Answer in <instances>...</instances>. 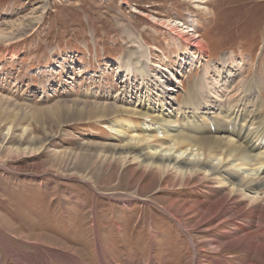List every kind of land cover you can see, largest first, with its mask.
<instances>
[{
    "label": "rangeland",
    "instance_id": "obj_1",
    "mask_svg": "<svg viewBox=\"0 0 264 264\" xmlns=\"http://www.w3.org/2000/svg\"><path fill=\"white\" fill-rule=\"evenodd\" d=\"M176 30L198 35L199 63ZM134 52L156 76L126 77ZM156 77L176 81L179 99L180 82L203 83L213 109L252 103L255 84L264 99V0H0V264H264L224 247L227 227L204 234L175 210L191 182L164 187L103 147L129 139L81 102H156Z\"/></svg>",
    "mask_w": 264,
    "mask_h": 264
},
{
    "label": "bare ground",
    "instance_id": "obj_2",
    "mask_svg": "<svg viewBox=\"0 0 264 264\" xmlns=\"http://www.w3.org/2000/svg\"><path fill=\"white\" fill-rule=\"evenodd\" d=\"M189 30L194 31V28ZM176 31L172 35L173 41L179 44L182 41L184 53L191 56V62L199 63L203 52L191 45L198 35L193 38L187 32ZM197 44L202 50L201 43ZM135 54L124 61L126 77L136 74L144 82L156 76L148 63L146 65L147 55L141 54L142 58ZM224 64L222 61L221 65ZM173 70L167 74L175 80L180 70ZM156 83V102L150 97L138 98V102L124 97H111V101L106 102H97L95 98L81 102L91 108L92 118L105 119L116 135L129 139L125 144L103 147L113 156L117 155L119 161L132 158L144 171L162 178L164 187L169 183L179 188L191 182L196 195L186 194L182 199L171 200V204L178 202L175 210L194 218L193 225L201 228L200 232L204 234L227 227L222 236L224 247L237 248L243 255L249 253L264 259V99L260 91L263 86L255 84L246 89V93L251 92L253 102L241 103V109L234 112L226 103L213 109L212 105H217L219 99L211 98V91L208 92L203 83L204 90L196 87L183 90L180 82V90L184 93L181 99L177 95L176 81L167 84L156 77ZM59 107L64 110L61 105ZM141 120L146 127L141 126ZM169 212L176 214L171 209ZM176 220L181 224L179 219ZM214 240L209 237L207 242L212 244ZM213 245L217 246V243ZM71 255H61L65 264H72L77 259ZM18 257L21 262L26 261L20 255ZM100 259L106 261L103 252ZM236 264H247V261L240 258Z\"/></svg>",
    "mask_w": 264,
    "mask_h": 264
}]
</instances>
